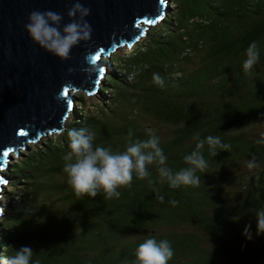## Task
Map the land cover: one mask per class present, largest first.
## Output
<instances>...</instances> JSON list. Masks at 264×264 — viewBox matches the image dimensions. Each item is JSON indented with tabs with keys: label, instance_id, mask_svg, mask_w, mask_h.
I'll list each match as a JSON object with an SVG mask.
<instances>
[{
	"label": "trees",
	"instance_id": "16d2710c",
	"mask_svg": "<svg viewBox=\"0 0 264 264\" xmlns=\"http://www.w3.org/2000/svg\"><path fill=\"white\" fill-rule=\"evenodd\" d=\"M170 5L173 10L156 23L163 37L154 30L125 57H109L113 70L132 78L105 76L98 116L77 112L56 142L48 139L9 167V195L19 183L27 187L0 226V257L29 245L32 264H133L137 246L155 238L170 242L168 264H264V234L255 235L256 212L264 207V144L257 143L264 140V0ZM253 41L260 59L244 72L245 49ZM106 89L114 93L104 104ZM72 128L95 133L93 146L114 152L155 134L173 171L188 166L183 157L198 139L219 136L230 147L215 157L206 144L200 149L208 167L197 173L198 186L170 188L152 164L148 177L134 175L119 189V198L102 192L77 197L63 172ZM246 224H252L250 240L242 235Z\"/></svg>",
	"mask_w": 264,
	"mask_h": 264
},
{
	"label": "water",
	"instance_id": "95a60500",
	"mask_svg": "<svg viewBox=\"0 0 264 264\" xmlns=\"http://www.w3.org/2000/svg\"><path fill=\"white\" fill-rule=\"evenodd\" d=\"M73 2L0 0V171L10 153L17 156L25 142L62 132L73 109L70 91L94 93L106 76L100 57L131 47L168 9L166 0H80L90 10L85 19L92 28L91 39L60 60L34 44L24 24L33 10L59 12L64 16L62 23H67L66 13ZM9 148L12 151L5 157ZM4 181L0 172V187Z\"/></svg>",
	"mask_w": 264,
	"mask_h": 264
},
{
	"label": "clouds",
	"instance_id": "9594fccd",
	"mask_svg": "<svg viewBox=\"0 0 264 264\" xmlns=\"http://www.w3.org/2000/svg\"><path fill=\"white\" fill-rule=\"evenodd\" d=\"M89 11L80 0H75L66 13L68 22L62 23L64 16L59 12L33 10L27 16L24 31L34 44L56 58L66 60L74 47L91 39L92 28L85 19ZM259 59L260 49L253 41L245 49L242 70L251 72ZM153 80L160 86L164 84L159 74H154ZM67 136V147L70 151L62 157L63 172L66 174L67 184L77 197H96L102 192L108 199L119 198V189L130 185L134 175L138 179L148 177V166L152 164L158 166L161 183H167L170 188L198 186L202 180L201 175L197 173H204L208 167V161L200 149L206 144L209 154L215 157L218 151L230 147L223 143L219 136L208 135L203 140L198 139L195 150L183 157L188 166L173 171L167 166L168 158L160 147L159 137L155 134H151L149 139L144 141L130 142L124 151L119 152L112 151L110 147H94L95 133L87 132L83 128H72L68 130ZM257 143L264 144V140H258ZM148 149L150 151H145ZM255 166L254 159L247 162L248 168ZM159 199L163 200V197ZM252 234V224H246L242 235L250 240ZM261 234H264V207L258 209L255 216V235ZM172 256L173 249L168 240L147 238L137 246L133 264H168ZM32 257V247L24 245L14 249L13 255L0 257V264H32Z\"/></svg>",
	"mask_w": 264,
	"mask_h": 264
},
{
	"label": "rangeland",
	"instance_id": "374dc122",
	"mask_svg": "<svg viewBox=\"0 0 264 264\" xmlns=\"http://www.w3.org/2000/svg\"><path fill=\"white\" fill-rule=\"evenodd\" d=\"M167 4H168V9L171 12L173 10L174 5H170L171 0H166ZM167 9V11H168ZM161 22V21H160ZM159 23V22H158ZM158 24H154V25H149L146 27L144 34L141 36V38L139 39V41L135 42L131 47H121L119 49H117L116 51H114L110 56L112 57H117V56H124L129 53L133 48L137 47L138 44L141 43V41L147 37L148 34L153 33L154 30H156V34H158V37L161 38L163 37V35H165V33H163V31H160L159 28L157 27ZM100 60L104 63V69L103 71L105 72V75H107L110 72H114L119 74L118 76L120 77H124L125 75L127 76V80L131 79L132 74L127 73L124 69H114L113 70V66L109 64V58L107 56H101ZM192 66H190L191 68ZM105 77L101 78V82L99 83L98 88L103 86ZM96 93V94H95ZM95 93L87 95L85 92H83L82 90H71L69 95L73 97V109L70 111V113L68 114L67 119L65 120L64 126L67 125L70 120L74 117L75 114L78 115L77 112L82 111L83 116H98L97 114V109L99 108V96L101 97V92L100 89L96 90ZM103 95L105 96V102H108L106 100H112L113 97V91L111 89H106L103 92ZM81 96L84 98L85 100V105L79 106L80 101L78 100V97ZM79 115H81V113H79ZM82 118V117H81ZM64 129V127H63ZM58 134L59 133H46L44 134L45 137H40L37 141L35 142H25L24 144V149H20L18 150V154L17 156L14 155V153H10L9 155V159L6 162V166L5 169L1 170L0 172L2 174L5 175V183L6 184H2V186L0 187V212L2 213V215L0 216V226L1 224H3V222L6 220V217L8 216V214H10V208L14 207L15 202H17V198L18 196L24 194V190L26 189V185L19 183L18 186L16 187V190L14 191V196H10L9 195V191L11 188V179L7 176V173L9 172V167L12 165H15L16 163H18L21 160H24L26 158L27 155H29L31 152H33L34 150H37L39 148H44V144L48 141V139L53 140L54 142H56L57 138H58ZM47 172L48 170H44V176L47 177ZM47 195L46 192L42 193L41 195L38 196V199H42L44 198V196ZM5 231L9 230L11 231L12 228H8L5 226ZM13 231V230H12ZM1 255V252H0Z\"/></svg>",
	"mask_w": 264,
	"mask_h": 264
},
{
	"label": "snow or ice",
	"instance_id": "6c2138e0",
	"mask_svg": "<svg viewBox=\"0 0 264 264\" xmlns=\"http://www.w3.org/2000/svg\"><path fill=\"white\" fill-rule=\"evenodd\" d=\"M161 3H163V0H161ZM154 21H147V23H153ZM101 71H103V69H101ZM20 135H25L23 132H21L20 133ZM12 151V149H8L7 151H5L4 153H3V155L5 156V157H7L8 155H9V152H11Z\"/></svg>",
	"mask_w": 264,
	"mask_h": 264
},
{
	"label": "bare ground",
	"instance_id": "6f19581e",
	"mask_svg": "<svg viewBox=\"0 0 264 264\" xmlns=\"http://www.w3.org/2000/svg\"><path fill=\"white\" fill-rule=\"evenodd\" d=\"M167 12H168V11H167ZM123 48H124V47H123ZM103 72H104V71H103ZM98 86H99V84H98ZM97 89L99 90V89H100V87H99V88L97 87ZM94 93H95V92H94ZM94 93H93V94H94ZM95 94H96V93H95ZM2 170H3V169H2Z\"/></svg>",
	"mask_w": 264,
	"mask_h": 264
}]
</instances>
